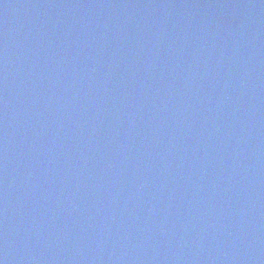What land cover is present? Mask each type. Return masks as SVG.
I'll use <instances>...</instances> for the list:
<instances>
[{
	"label": "water",
	"instance_id": "1",
	"mask_svg": "<svg viewBox=\"0 0 264 264\" xmlns=\"http://www.w3.org/2000/svg\"><path fill=\"white\" fill-rule=\"evenodd\" d=\"M2 264H264V0H0Z\"/></svg>",
	"mask_w": 264,
	"mask_h": 264
},
{
	"label": "snow or ice",
	"instance_id": "2",
	"mask_svg": "<svg viewBox=\"0 0 264 264\" xmlns=\"http://www.w3.org/2000/svg\"><path fill=\"white\" fill-rule=\"evenodd\" d=\"M0 264H2V261H0Z\"/></svg>",
	"mask_w": 264,
	"mask_h": 264
}]
</instances>
